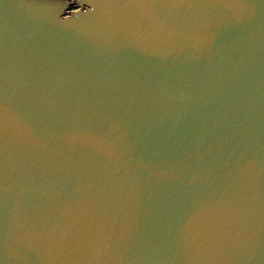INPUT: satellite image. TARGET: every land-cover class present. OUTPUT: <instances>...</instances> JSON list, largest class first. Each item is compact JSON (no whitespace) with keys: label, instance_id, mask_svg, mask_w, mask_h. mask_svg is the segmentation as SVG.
Listing matches in <instances>:
<instances>
[{"label":"water","instance_id":"obj_1","mask_svg":"<svg viewBox=\"0 0 264 264\" xmlns=\"http://www.w3.org/2000/svg\"><path fill=\"white\" fill-rule=\"evenodd\" d=\"M0 264H264V0H0Z\"/></svg>","mask_w":264,"mask_h":264}]
</instances>
